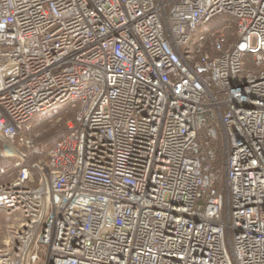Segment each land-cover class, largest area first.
Listing matches in <instances>:
<instances>
[{
	"label": "built area",
	"instance_id": "1",
	"mask_svg": "<svg viewBox=\"0 0 264 264\" xmlns=\"http://www.w3.org/2000/svg\"><path fill=\"white\" fill-rule=\"evenodd\" d=\"M0 141V264H264V0H0Z\"/></svg>",
	"mask_w": 264,
	"mask_h": 264
},
{
	"label": "trees",
	"instance_id": "2",
	"mask_svg": "<svg viewBox=\"0 0 264 264\" xmlns=\"http://www.w3.org/2000/svg\"><path fill=\"white\" fill-rule=\"evenodd\" d=\"M63 111H58V112H51V116L54 115L58 116L62 115ZM46 116L47 114L43 115V116H38L37 118H35L34 120L31 121L30 124V128L26 129L24 128L21 132V135L23 137L26 138H33L34 134L36 133V131H41V133L39 134V136L33 138L35 144L40 147L43 146V148H46V150H48L55 142H57L58 140L62 139L66 133V127L65 125H61V126H56L54 128H49L48 122L46 120ZM71 114L68 115L67 118H64V121L68 118H71ZM42 121V122H41ZM41 125V126H40ZM44 128V131H42V129ZM45 150V149H44ZM45 152L44 153H40L39 156H35V155H30L29 156V162H33L36 161L39 158H43L45 159ZM220 157V154L218 155V159ZM17 161L16 158L12 157V158H4L2 156H0V183H6L10 180V177H15L16 175V168H15V162Z\"/></svg>",
	"mask_w": 264,
	"mask_h": 264
},
{
	"label": "rangeland",
	"instance_id": "3",
	"mask_svg": "<svg viewBox=\"0 0 264 264\" xmlns=\"http://www.w3.org/2000/svg\"><path fill=\"white\" fill-rule=\"evenodd\" d=\"M235 22H236L235 19L232 18V17H229V16H217L214 19H212L211 22H209L208 24L203 26L200 31H212V30H215L217 28L222 27L223 25H229V26H233L234 27L235 26ZM244 61H245V69L247 71H253L252 57L251 56H246ZM65 110H67V111H65ZM58 111H63L62 115L58 114V116L54 117V115L51 116L52 113H48L47 114L46 120L48 122L49 128H54L56 126H61V125L63 126V125H65L66 121L70 119V118H68V119H66L64 121V118H67L68 115H70V114L72 115L71 118L74 116V111L72 112V110H70L69 106L65 107V108H59L56 112H58ZM41 116H43V115H41ZM42 131H44V128L42 129ZM40 133H41V131H36V133L33 135L34 136L33 138L39 136ZM7 146L10 147L9 145H7ZM39 148H40V151L42 153H44V152L46 153L49 150V149L46 150V148H43V146H40ZM0 156H2L4 158H12V157H14V155H11V153L7 151L6 145L2 141H0ZM42 160H45V159L42 158ZM13 178H14V176L10 177V180L8 182L12 181ZM8 182H6V183H8ZM16 221L17 220H14V223H16ZM0 222H2L3 224L13 223L11 218H6L3 214H0ZM41 259L43 261L44 260V256H41Z\"/></svg>",
	"mask_w": 264,
	"mask_h": 264
},
{
	"label": "crops",
	"instance_id": "4",
	"mask_svg": "<svg viewBox=\"0 0 264 264\" xmlns=\"http://www.w3.org/2000/svg\"><path fill=\"white\" fill-rule=\"evenodd\" d=\"M12 225V223L9 224H3L2 222H0V246L2 242H6V229L9 228Z\"/></svg>",
	"mask_w": 264,
	"mask_h": 264
},
{
	"label": "water",
	"instance_id": "5",
	"mask_svg": "<svg viewBox=\"0 0 264 264\" xmlns=\"http://www.w3.org/2000/svg\"><path fill=\"white\" fill-rule=\"evenodd\" d=\"M207 115H208V116H210V115H211V113H210V112H208V113H207ZM198 119H199V121H201V120L203 119V116H198Z\"/></svg>",
	"mask_w": 264,
	"mask_h": 264
},
{
	"label": "bare ground",
	"instance_id": "6",
	"mask_svg": "<svg viewBox=\"0 0 264 264\" xmlns=\"http://www.w3.org/2000/svg\"><path fill=\"white\" fill-rule=\"evenodd\" d=\"M7 145H9V144H7ZM10 146V145H9ZM11 147V146H10Z\"/></svg>",
	"mask_w": 264,
	"mask_h": 264
}]
</instances>
